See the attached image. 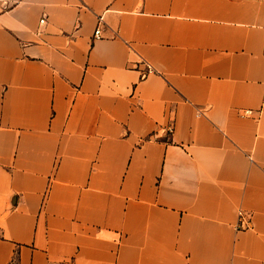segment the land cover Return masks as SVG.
<instances>
[{"label": "crops", "instance_id": "crops-1", "mask_svg": "<svg viewBox=\"0 0 264 264\" xmlns=\"http://www.w3.org/2000/svg\"><path fill=\"white\" fill-rule=\"evenodd\" d=\"M0 264H264V0H0Z\"/></svg>", "mask_w": 264, "mask_h": 264}, {"label": "built area", "instance_id": "built-area-1", "mask_svg": "<svg viewBox=\"0 0 264 264\" xmlns=\"http://www.w3.org/2000/svg\"><path fill=\"white\" fill-rule=\"evenodd\" d=\"M41 22L43 23L44 20H42ZM100 36H101V29L97 28L96 31H95V34H94V38L98 39V38H100ZM142 64H145V66H146L145 70L142 73L143 77H146V76H148L150 74L155 73V70L153 69V67L149 63H147L146 61H142ZM245 115H247V116L251 115V112L247 111V112H245ZM172 132H173V127H170L169 128V133H172ZM239 216L242 218V213H239ZM241 225H242V222H241Z\"/></svg>", "mask_w": 264, "mask_h": 264}]
</instances>
